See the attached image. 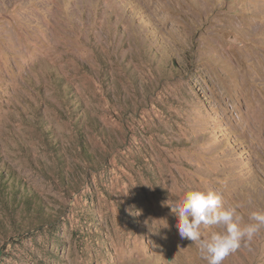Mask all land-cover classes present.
Returning <instances> with one entry per match:
<instances>
[{
    "label": "rangeland",
    "instance_id": "rangeland-1",
    "mask_svg": "<svg viewBox=\"0 0 264 264\" xmlns=\"http://www.w3.org/2000/svg\"><path fill=\"white\" fill-rule=\"evenodd\" d=\"M193 189L264 209V0H0V264H207Z\"/></svg>",
    "mask_w": 264,
    "mask_h": 264
},
{
    "label": "clouds",
    "instance_id": "clouds-1",
    "mask_svg": "<svg viewBox=\"0 0 264 264\" xmlns=\"http://www.w3.org/2000/svg\"><path fill=\"white\" fill-rule=\"evenodd\" d=\"M167 206L178 219L180 237L191 241L207 264H224L227 257L247 246L264 229V209L249 213L245 222L240 211L243 205L226 204L220 189L189 190L180 199L168 201Z\"/></svg>",
    "mask_w": 264,
    "mask_h": 264
}]
</instances>
